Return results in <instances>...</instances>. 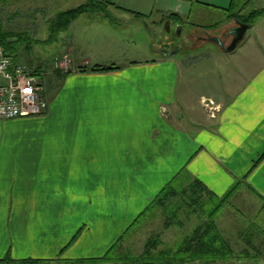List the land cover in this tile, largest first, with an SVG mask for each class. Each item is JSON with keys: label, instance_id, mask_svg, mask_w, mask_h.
<instances>
[{"label": "crops", "instance_id": "0c3cea01", "mask_svg": "<svg viewBox=\"0 0 264 264\" xmlns=\"http://www.w3.org/2000/svg\"><path fill=\"white\" fill-rule=\"evenodd\" d=\"M50 1L66 10L84 0ZM97 1L104 10L82 12L54 36V56L65 55L69 70L53 74L54 60L28 66L11 55L41 74L48 105L0 120V260L53 259L67 226L84 238L83 225L121 232L181 173L219 197L244 179L264 201V15L254 24L235 15L238 2L264 0ZM228 20L229 42L207 44L235 67L181 79L169 31L182 42L184 31L197 36ZM238 21L249 27L226 51ZM134 41L140 48L126 46ZM201 97L220 103L214 118ZM183 106L194 116L179 123L171 114Z\"/></svg>", "mask_w": 264, "mask_h": 264}, {"label": "rangeland", "instance_id": "374dc122", "mask_svg": "<svg viewBox=\"0 0 264 264\" xmlns=\"http://www.w3.org/2000/svg\"><path fill=\"white\" fill-rule=\"evenodd\" d=\"M85 2L84 0L82 3ZM244 6L245 4L238 2V9H235L237 11L235 15L237 14L243 20H248L251 24L256 23L259 19L254 15H264V4ZM65 8L63 3L50 0H0L1 30L14 34L12 38L15 40L10 43L14 46L11 54H14V57L19 62L28 66L46 64L52 62V60L54 62L58 60L60 67L54 65V69L57 70L53 69V74L60 70L62 73L69 70L72 67L71 62L67 66L62 64V58L65 55L54 56V38L53 36L51 37L52 31L50 28V24L55 20L56 15ZM250 11L252 12L249 13ZM233 21L228 20L227 25L222 26V28L220 25L217 30H201V33L197 36L191 30H187L189 31L188 33L184 31L181 34L182 42L173 39L177 36L176 30H173L172 33L169 31L168 38L166 39V42H169L167 43L169 47L166 50H177L175 56L180 60L181 79L189 78V80H196L201 75L208 76V73L212 71L218 75H225L226 72L224 70H230L235 67L234 62L224 60L230 56L219 53L214 43L207 44L213 40L221 41L222 39L219 36H222L225 39L224 41L228 43L230 39L226 32L228 26L230 27L234 24ZM263 23L264 21H259L257 25H264ZM198 37H200L199 40H197ZM197 41H205L202 44L204 46L198 47L196 45ZM134 42L135 44L132 42L126 46L131 48H136L135 46H137L140 48L141 43ZM144 45L146 46V44ZM162 48L164 49V47ZM180 78L179 84L181 82ZM223 78L225 79V76ZM56 81L57 79L52 75V78L49 80L50 84L56 83ZM203 100H211L213 106L219 107L220 103L212 97H201L199 101L207 116L210 115L208 107H204ZM193 114L191 107L183 106V108H176L173 114H171V118L173 119L174 116L177 120H180L179 123H186L191 121L194 116ZM179 218L180 221H172L166 227L164 216L157 211H153L142 217L140 222H137L130 230L129 227L134 221L126 225L123 231L110 232L108 234H103V229L97 230L99 228L95 226L90 231L88 225H83L79 230H87V238H84L85 235L82 236L81 234L73 235L72 232H74L75 227L67 226L64 228L70 230V234L65 236V233H63V239L66 238L68 243L62 241V249L53 259H43L38 264H159L157 262H148L144 258L137 259V257L142 254L148 239L153 237L159 238L161 243L156 246L155 250L162 249L165 245H174L185 234L190 232L200 219L195 214L188 219ZM204 218H206V215L201 214V220ZM214 219L218 224L219 230L231 243L235 253L232 259L216 261L210 264H264V236L262 233L254 230L255 235L250 234L253 247L244 243L242 237V232L248 229V224L253 221H259L258 224L264 227V202L252 190L241 185L240 190L226 201ZM112 222L109 221L111 230L115 228ZM106 231L107 229L104 232ZM111 247H113L112 250H110ZM255 247L259 248L258 252L254 250ZM244 248L249 250V256H252V258H241V250ZM132 257H134L133 260ZM99 258L102 259L96 262L92 260ZM81 260L84 261L79 262ZM177 264L209 263L194 261Z\"/></svg>", "mask_w": 264, "mask_h": 264}, {"label": "trees", "instance_id": "16d2710c", "mask_svg": "<svg viewBox=\"0 0 264 264\" xmlns=\"http://www.w3.org/2000/svg\"><path fill=\"white\" fill-rule=\"evenodd\" d=\"M99 10H104L103 2L87 0L85 3L59 12L55 20L50 24L52 31L51 37L53 36L54 38L56 33L67 29L74 19L82 12H94ZM13 35L14 34L9 31L3 32L0 27V47L9 55H12L11 52L14 49V46L10 44L15 40L12 38ZM95 69L97 68L95 67L94 70ZM241 185H245V187L252 190L244 183V179L237 180L225 194L219 197L209 192L198 179H191L183 173L176 175L135 218L129 230L137 222H140L142 217L153 211H157L164 216L166 227L169 226L172 221H180L179 217L188 219L195 214L200 219L195 227L174 245H165L162 249L155 250L156 246L161 243L159 238L153 237L148 239L142 254H140L137 259L144 258V260H148V262H157L159 264H177L194 261L210 264L216 261L232 259L235 252L229 240L225 238L219 230L214 217L226 201L240 190ZM201 214H205L206 218L201 220ZM258 223L259 221L249 223L248 229L242 232L243 242L251 245V247H253V245L250 240V234L252 233L255 235L254 230L256 232L258 231V233L261 232L264 236V227L260 226ZM113 247H111L110 250H112ZM254 250L258 252L259 248L255 247ZM241 253V258H252V256H249V250L245 248L241 250ZM101 259L102 258L92 260L96 262ZM133 259L134 257H132V260ZM40 261L41 259L33 258L13 260L10 257H5L0 260V262L8 264H38ZM83 261L84 260H81L79 262Z\"/></svg>", "mask_w": 264, "mask_h": 264}, {"label": "built area", "instance_id": "2783aa9c", "mask_svg": "<svg viewBox=\"0 0 264 264\" xmlns=\"http://www.w3.org/2000/svg\"><path fill=\"white\" fill-rule=\"evenodd\" d=\"M69 63L67 57L62 58L64 66ZM54 65L60 67L58 60H55ZM202 102L214 118L219 107L213 106L211 100ZM47 105L41 74L34 68L16 63L0 47V120L41 115Z\"/></svg>", "mask_w": 264, "mask_h": 264}, {"label": "water", "instance_id": "95a60500", "mask_svg": "<svg viewBox=\"0 0 264 264\" xmlns=\"http://www.w3.org/2000/svg\"><path fill=\"white\" fill-rule=\"evenodd\" d=\"M239 26L234 31V37L231 43L225 48L226 51L233 50L236 45L240 42V40L243 38L246 30L248 29L249 25L247 23L238 21ZM168 53H173L174 51H167Z\"/></svg>", "mask_w": 264, "mask_h": 264}, {"label": "flooded vegetation", "instance_id": "af4514ba", "mask_svg": "<svg viewBox=\"0 0 264 264\" xmlns=\"http://www.w3.org/2000/svg\"><path fill=\"white\" fill-rule=\"evenodd\" d=\"M176 31H177V30H176ZM177 32L179 33V31H177ZM226 33H229V32H228V30H227V32H226ZM226 33H225V34H226ZM179 34H180V33H179ZM179 39H180V40H182V37H180Z\"/></svg>", "mask_w": 264, "mask_h": 264}]
</instances>
